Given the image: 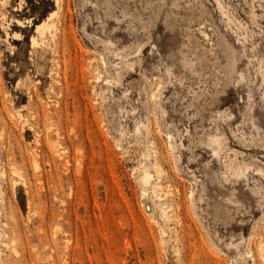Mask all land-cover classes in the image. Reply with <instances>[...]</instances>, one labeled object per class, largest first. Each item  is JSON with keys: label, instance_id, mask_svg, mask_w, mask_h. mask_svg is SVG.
<instances>
[{"label": "rangeland", "instance_id": "374dc122", "mask_svg": "<svg viewBox=\"0 0 264 264\" xmlns=\"http://www.w3.org/2000/svg\"><path fill=\"white\" fill-rule=\"evenodd\" d=\"M0 264H264V0H0Z\"/></svg>", "mask_w": 264, "mask_h": 264}, {"label": "bare ground", "instance_id": "6f19581e", "mask_svg": "<svg viewBox=\"0 0 264 264\" xmlns=\"http://www.w3.org/2000/svg\"><path fill=\"white\" fill-rule=\"evenodd\" d=\"M51 17H53L52 15H49L47 18H46V20H45V22L44 23H41V24H38L37 25V28H36V33H37V35L36 34H34L33 36H32V38H31V43H32V45L33 46H39V44H40V42H39V37H43V35L45 34V32L46 31H49V30H51L52 31V26H53V22H51ZM15 21H17V20H15ZM18 24L20 25V26H23L24 24H23V22L21 21V20H18ZM200 27V26H199ZM190 30V29H189ZM204 31H202V33H203ZM200 33H201V30H200ZM201 33V34H202ZM206 33L204 32V38H205V36L207 35H205ZM15 35H16V38H20L19 36H20V34L19 33H15ZM51 36V39L53 38V34H51L50 35ZM206 38H208V37H206ZM208 41V40H207ZM43 42V41H42ZM211 42V41H210ZM185 59V58H184ZM184 64L185 65H187L188 64V62L187 61H185L184 62ZM56 73V72H55ZM56 74H58V73H56ZM17 113H19V114H21V112L19 111V110H17ZM32 128V127H31ZM51 128V127H50ZM47 139H48V144H49V147H50V149L51 150H53L55 153H57L58 154V152H60V151H62V153H63V151H64V149L65 148H61L62 146H61V143L59 142V137H58V134H57V132H54V131H52L51 129H49V131H48V133H47ZM62 149V150H61ZM68 163V162H67ZM33 164H35L34 165V167L36 166V168L37 167H39V163L37 162V161H35V163H33ZM47 164V163H46ZM49 164V163H48ZM59 166V165H58ZM47 167V166H46ZM62 167V166H61ZM77 168H78V166H77ZM36 170V169H35ZM60 170H62L61 168H60ZM79 170V169H78ZM20 172V171H19ZM148 177V176H147ZM59 228H60V226H59Z\"/></svg>", "mask_w": 264, "mask_h": 264}]
</instances>
